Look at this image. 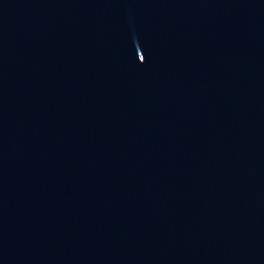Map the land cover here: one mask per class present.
Returning <instances> with one entry per match:
<instances>
[{"label": "water", "instance_id": "1", "mask_svg": "<svg viewBox=\"0 0 264 264\" xmlns=\"http://www.w3.org/2000/svg\"><path fill=\"white\" fill-rule=\"evenodd\" d=\"M0 264H264V0H0Z\"/></svg>", "mask_w": 264, "mask_h": 264}]
</instances>
